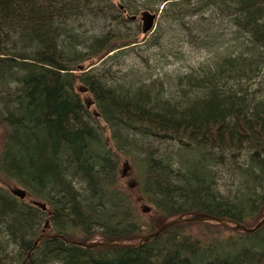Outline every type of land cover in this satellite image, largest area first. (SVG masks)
Segmentation results:
<instances>
[{"label": "trees", "instance_id": "trees-1", "mask_svg": "<svg viewBox=\"0 0 264 264\" xmlns=\"http://www.w3.org/2000/svg\"><path fill=\"white\" fill-rule=\"evenodd\" d=\"M158 12L159 40L176 27L201 30L206 13L217 21L223 34L212 37L207 65L168 90L150 72L134 81L94 74L137 43L126 22H140L143 37ZM98 20L106 24L96 33ZM260 78L264 0H0V264L29 253L27 264H264V225L247 234L184 223L139 246H77L145 236L165 218L194 214L255 227L264 216V99L250 88ZM121 132L175 142L188 160ZM231 153L245 159L230 168L232 194L218 186ZM122 160L150 217L122 184Z\"/></svg>", "mask_w": 264, "mask_h": 264}, {"label": "rangeland", "instance_id": "rangeland-1", "mask_svg": "<svg viewBox=\"0 0 264 264\" xmlns=\"http://www.w3.org/2000/svg\"><path fill=\"white\" fill-rule=\"evenodd\" d=\"M117 13V7L109 10L110 18L117 17ZM159 14L160 17L158 18ZM159 14L156 15V24L158 21V25L155 24L156 28L153 27L147 33L145 32L146 34L143 37L139 36V32L142 28V24H140V22H126L122 32L129 35V38H136L137 43L131 45L129 47L131 49L127 52V54L125 56L123 54L113 63H108L106 65L98 63L95 65L97 70L94 74H109L112 78L114 77L119 79L124 77L127 81H134L140 76L141 78L144 77V79H146L148 72H150L152 77L162 83L165 90H168L169 86L175 85L177 79L199 70V66L202 64L207 65L214 52L212 37L217 36L216 38H219V36L223 34L218 31L217 21H213L209 13H206V22L204 21L201 23V30H194L189 33V31L184 29L182 26V28L176 27L175 31L169 30V32H164V37L159 40V35L162 34V26H165L164 23L162 24L164 20L163 17L166 16L163 12ZM105 24V21H99L98 24L94 26L95 29L93 31L96 33L100 32V28ZM154 30H156L155 33H153ZM205 39H207V41H211L210 45L204 46V44H202L203 42H206ZM261 84H263V86H261ZM258 88L260 91H257ZM263 88L264 79L260 78L258 85L255 83L254 86L250 88V91L256 96L264 99ZM119 137L123 139L128 138L129 141L135 140L138 145H141L145 149L150 148L151 146L159 147L162 152L171 153L175 161L186 163L188 160V154L181 156L180 146L175 142L156 141L153 138H142V135L135 136L126 132L119 133ZM191 152L193 153L194 151ZM177 153L179 156H177ZM232 155H235V157L237 156V154L234 153L227 154L224 161L225 165L220 168L221 173L219 174L218 186L220 187L222 193L231 192L232 194V192H235L236 180H233L230 168L235 167V165H240L245 161L244 153L239 154L237 157L238 162H236V159L231 157ZM215 156H217V153ZM217 167L219 166H216L215 164L214 172ZM135 172L134 167L131 166L128 161L122 160L120 162L119 176L122 179L124 188H126L130 194L136 210L142 213V215L150 217L152 210L150 206L143 201L139 194V187ZM173 219L175 218H165L163 224Z\"/></svg>", "mask_w": 264, "mask_h": 264}, {"label": "water", "instance_id": "water-1", "mask_svg": "<svg viewBox=\"0 0 264 264\" xmlns=\"http://www.w3.org/2000/svg\"><path fill=\"white\" fill-rule=\"evenodd\" d=\"M12 194L16 197L19 198L20 200H23L25 197V192L21 190H13ZM43 211L45 210V207L43 205L37 204ZM196 222H210V223H216L219 225H222L224 227L230 228L231 230L235 232H243L250 234L257 230L258 228L262 227L264 225V216L262 219L255 225V227L248 229L244 227L243 225H240L238 223H235L233 221H230L229 219H219V218H214L208 215L204 214H194L189 217H177L165 224H163L160 228H158L156 231L137 238L133 239H126V240H117L116 242H99V241H94L90 243H77V246L85 248V249H92V248H97V247H110V246H116V245H131V246H139L142 243H146L150 241L151 239L157 237L160 233L164 232L166 229L173 227L178 224H183V223H196ZM46 238L45 235H41L34 243V247L39 243L40 241L44 240ZM134 242V243H132ZM30 257V253L27 255V258L24 260L22 264H27L28 259Z\"/></svg>", "mask_w": 264, "mask_h": 264}]
</instances>
